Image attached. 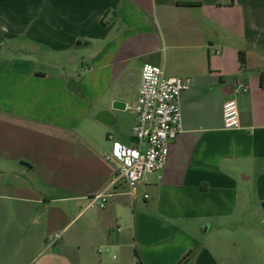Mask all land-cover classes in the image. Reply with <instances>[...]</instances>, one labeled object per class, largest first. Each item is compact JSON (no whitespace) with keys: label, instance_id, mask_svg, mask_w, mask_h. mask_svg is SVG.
<instances>
[{"label":"crops","instance_id":"crops-1","mask_svg":"<svg viewBox=\"0 0 264 264\" xmlns=\"http://www.w3.org/2000/svg\"><path fill=\"white\" fill-rule=\"evenodd\" d=\"M145 64L191 87L165 167L130 193L105 156L134 146ZM256 219L264 0H0V264H240Z\"/></svg>","mask_w":264,"mask_h":264},{"label":"built area","instance_id":"built-area-1","mask_svg":"<svg viewBox=\"0 0 264 264\" xmlns=\"http://www.w3.org/2000/svg\"><path fill=\"white\" fill-rule=\"evenodd\" d=\"M237 93H247L248 86L241 80L235 81ZM188 77L168 76L162 67L145 64L141 72V85L136 105L126 106L135 115L132 128L134 146L118 145L106 160L117 168V179L122 180L131 191L147 173L161 171L167 162L169 145L183 133L181 94L189 90ZM240 125L239 109L235 99L223 105V126L235 129ZM104 207L106 198L100 200ZM59 234L49 235L52 243L58 242Z\"/></svg>","mask_w":264,"mask_h":264},{"label":"rangeland","instance_id":"rangeland-1","mask_svg":"<svg viewBox=\"0 0 264 264\" xmlns=\"http://www.w3.org/2000/svg\"><path fill=\"white\" fill-rule=\"evenodd\" d=\"M251 222L253 223L252 226L256 233H260V232L264 233V225H262L260 219L253 220ZM262 238L263 237H260L259 235H257L255 237V245L250 246L249 248H242V247L239 248L240 249L239 251L240 264L248 263L247 258H246L248 254H250V256L255 258V261H252L253 262L252 264H264V244L262 243V240L259 241V239H262Z\"/></svg>","mask_w":264,"mask_h":264},{"label":"trees","instance_id":"trees-1","mask_svg":"<svg viewBox=\"0 0 264 264\" xmlns=\"http://www.w3.org/2000/svg\"><path fill=\"white\" fill-rule=\"evenodd\" d=\"M239 63L241 65V67H244L246 64L245 55L243 52L239 53ZM137 257H138V255H137Z\"/></svg>","mask_w":264,"mask_h":264}]
</instances>
